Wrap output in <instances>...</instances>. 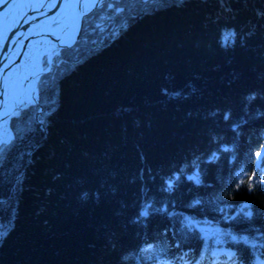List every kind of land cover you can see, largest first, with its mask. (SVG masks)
<instances>
[{"label":"trees","instance_id":"obj_1","mask_svg":"<svg viewBox=\"0 0 264 264\" xmlns=\"http://www.w3.org/2000/svg\"><path fill=\"white\" fill-rule=\"evenodd\" d=\"M114 8L88 14L43 73L39 102L11 119L14 135L25 131L0 164V264H162L184 253L191 264L205 236L256 264L264 0ZM197 173L199 184L188 179Z\"/></svg>","mask_w":264,"mask_h":264},{"label":"snow or ice","instance_id":"obj_2","mask_svg":"<svg viewBox=\"0 0 264 264\" xmlns=\"http://www.w3.org/2000/svg\"><path fill=\"white\" fill-rule=\"evenodd\" d=\"M50 2V0H48ZM116 0H58V3L61 5L58 12L52 17L53 23L57 27H63L59 23V19H62L63 16L68 15L72 19L71 32L73 36H78L79 31H81V22L86 19L88 14L95 10L97 5H103L107 3L109 8H114ZM151 2V0H149ZM11 3V0H0V6H7ZM55 7V5H53ZM51 10V9H49ZM115 11H120L121 9L114 8ZM38 11V10H37ZM46 15V13H45ZM235 32H226L223 40V46L229 47L234 43ZM69 37L70 42H65L57 37L58 45H62V49L67 48L71 50L78 41ZM11 51V49H9ZM2 52V48H0ZM59 52H54L52 55L45 54L44 56L39 57V63L43 65L38 71H35L30 82L31 87L26 97L19 98L14 90V85L10 81L11 73L15 65L14 61H11L10 57L3 55L0 56V164H2L6 158V155L14 146L16 139L20 138L25 129L17 128L15 130V135L13 134L12 129L10 128V121L13 117H18L20 112L28 107H31L32 103L37 102L39 95V87L42 84L44 68L46 67L49 72H51L52 65L54 63L53 56H59ZM7 70V71H6ZM165 95H168L167 89L162 90ZM178 95V93L174 94ZM253 97L250 96L249 99ZM228 118V115H225V119ZM258 156H261V153H257ZM210 159H215V155ZM262 170H264V157L260 162ZM242 176L243 173L241 172ZM255 177H250L249 179H254ZM179 176L174 178H169L166 181V191H172L173 184L175 180H178ZM189 180L194 181L195 183H201L199 179V174L197 173L194 176L188 177ZM264 183V182H262ZM239 187V186H238ZM87 194H85L86 196ZM198 203V201L194 202ZM247 207V206H246ZM152 208L151 204H145L140 212V216L147 218L150 214L149 210ZM154 211H161V209H153ZM243 211V209H242ZM246 215H251V212L245 213ZM6 237V231L3 228H0V242ZM210 237L205 236V247L204 251L201 253L198 260L191 259V264H243V261L239 259L236 252L231 250H225L219 246L223 243L220 238H215L214 243L217 245L216 249L210 248L207 244V240ZM234 241L237 240V237H231ZM179 245H177L178 247ZM154 250V246L149 244L144 251L151 252ZM162 264H189L188 254L184 253L179 256H176L172 261H163Z\"/></svg>","mask_w":264,"mask_h":264},{"label":"bare ground","instance_id":"obj_3","mask_svg":"<svg viewBox=\"0 0 264 264\" xmlns=\"http://www.w3.org/2000/svg\"><path fill=\"white\" fill-rule=\"evenodd\" d=\"M43 1L48 3V0ZM53 1L50 0L49 4H52ZM38 2L40 0H11L9 5L2 6L0 9V32L10 25L16 9L21 8V6L23 7L27 3L34 6ZM59 9L48 12L46 15L43 14L32 22L21 36L19 42L11 50L10 59L15 62V65L10 81L14 85L15 93L19 98L27 96L31 87L30 82L33 73L38 71L40 67H43L39 63V57L45 54L52 55L54 52L60 51L62 45H58L57 37L65 42H70L69 37L73 36L71 32L72 19L70 16L65 15L62 19H59V23L64 29L63 31H61V27H57L53 23L52 17ZM27 36H29V41L25 47H22L21 42ZM20 51V61L16 62L15 57Z\"/></svg>","mask_w":264,"mask_h":264},{"label":"water","instance_id":"obj_4","mask_svg":"<svg viewBox=\"0 0 264 264\" xmlns=\"http://www.w3.org/2000/svg\"><path fill=\"white\" fill-rule=\"evenodd\" d=\"M55 5V7H53ZM98 6V5H97ZM96 6V7H97ZM2 6H0L1 9ZM61 5L58 3V0H54L52 4L47 3L46 1L40 0L36 5L32 6L30 3L25 4L23 7L16 9L14 13L13 20L10 25L0 32V48H2V52H0V56L6 55L10 57L11 51L9 49H13L14 46L19 42L21 36L25 33V30L41 15L58 10ZM51 9V10H49ZM38 10V11H37ZM83 21L81 22L82 29ZM81 31H79V35L75 36V40H77L80 36ZM29 41V36L25 37L21 46L25 47V45ZM21 58V51L15 57V61L19 62ZM48 69H46L47 71Z\"/></svg>","mask_w":264,"mask_h":264},{"label":"rangeland","instance_id":"obj_5","mask_svg":"<svg viewBox=\"0 0 264 264\" xmlns=\"http://www.w3.org/2000/svg\"><path fill=\"white\" fill-rule=\"evenodd\" d=\"M98 7V6H97ZM60 52V51H59ZM55 57V56H54ZM54 57H53V60H54ZM46 67L44 68V72L46 71ZM48 71V70H47ZM39 102V96H38V100H37V102H35V103H32V104H36V103H38ZM42 109L40 108L39 109V111H41ZM10 128H11V121H10ZM220 248H222V249H225V250H231V249H229V248H226V247H220ZM232 251V250H231ZM256 264H264V258H261V257H257V259H256Z\"/></svg>","mask_w":264,"mask_h":264},{"label":"clouds","instance_id":"obj_6","mask_svg":"<svg viewBox=\"0 0 264 264\" xmlns=\"http://www.w3.org/2000/svg\"><path fill=\"white\" fill-rule=\"evenodd\" d=\"M251 190V189H250Z\"/></svg>","mask_w":264,"mask_h":264}]
</instances>
